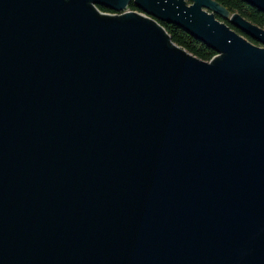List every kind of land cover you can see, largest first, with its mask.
<instances>
[{"label":"water","instance_id":"95a60500","mask_svg":"<svg viewBox=\"0 0 264 264\" xmlns=\"http://www.w3.org/2000/svg\"><path fill=\"white\" fill-rule=\"evenodd\" d=\"M128 1L0 0V264H264V28Z\"/></svg>","mask_w":264,"mask_h":264},{"label":"trees","instance_id":"16d2710c","mask_svg":"<svg viewBox=\"0 0 264 264\" xmlns=\"http://www.w3.org/2000/svg\"><path fill=\"white\" fill-rule=\"evenodd\" d=\"M214 1H216L221 6H223L229 13L236 12L245 19L264 28V13L258 10L257 8H255L254 6L248 4L246 1L244 0H214ZM95 7L101 12H114L109 8L99 4H95ZM127 8L130 10L140 11L139 8L132 2V0L128 1ZM215 17L218 20H221L224 23H226L230 28H232L240 35H242L249 42L257 45L256 40H254L252 37L246 35L241 30L231 25L228 22L227 18L222 17L216 13H215ZM158 22L169 36L170 41H172L175 45L179 46L180 48L184 49L192 56L206 61L209 60L213 55H215V50L213 48H211L210 46L206 45L205 43H203L202 41H200L199 39L188 33L179 25L173 23H166L164 21H158Z\"/></svg>","mask_w":264,"mask_h":264},{"label":"rangeland","instance_id":"374dc122","mask_svg":"<svg viewBox=\"0 0 264 264\" xmlns=\"http://www.w3.org/2000/svg\"><path fill=\"white\" fill-rule=\"evenodd\" d=\"M208 10V9H207ZM124 11H134V12H140V11H136V10H130L127 8V5L120 11V12H124ZM103 14H108V15H118V13L116 12H101ZM140 14V13H139ZM143 14V13H142ZM229 16V14H225L224 17L227 18ZM221 21V20H220ZM257 45H261L259 42H257Z\"/></svg>","mask_w":264,"mask_h":264},{"label":"bare ground","instance_id":"6f19581e","mask_svg":"<svg viewBox=\"0 0 264 264\" xmlns=\"http://www.w3.org/2000/svg\"><path fill=\"white\" fill-rule=\"evenodd\" d=\"M140 12H141V11H140ZM140 12H138V13H140ZM140 14L143 15L142 13H140ZM154 21H156V20H154ZM156 22H157V21H156ZM159 25H160V24H159ZM160 26H161V25H160ZM161 27H162V26H161ZM162 28H163V27H162ZM164 31H165V30H164ZM216 54H217V53H216ZM216 54H215V55H216Z\"/></svg>","mask_w":264,"mask_h":264},{"label":"built area","instance_id":"2783aa9c","mask_svg":"<svg viewBox=\"0 0 264 264\" xmlns=\"http://www.w3.org/2000/svg\"><path fill=\"white\" fill-rule=\"evenodd\" d=\"M143 16H146V17H148L147 15H145L144 13H143ZM156 22V21H155ZM158 24H159V22H157Z\"/></svg>","mask_w":264,"mask_h":264}]
</instances>
